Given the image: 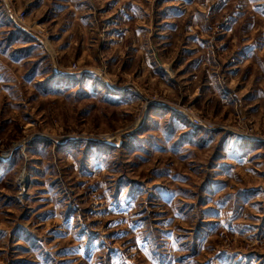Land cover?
<instances>
[{
	"label": "rangeland",
	"instance_id": "1",
	"mask_svg": "<svg viewBox=\"0 0 264 264\" xmlns=\"http://www.w3.org/2000/svg\"><path fill=\"white\" fill-rule=\"evenodd\" d=\"M0 264H264V0H0Z\"/></svg>",
	"mask_w": 264,
	"mask_h": 264
}]
</instances>
